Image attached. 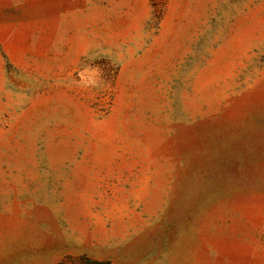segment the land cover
<instances>
[{"label":"rangeland","instance_id":"obj_1","mask_svg":"<svg viewBox=\"0 0 264 264\" xmlns=\"http://www.w3.org/2000/svg\"><path fill=\"white\" fill-rule=\"evenodd\" d=\"M0 264H264V0H0Z\"/></svg>","mask_w":264,"mask_h":264}]
</instances>
